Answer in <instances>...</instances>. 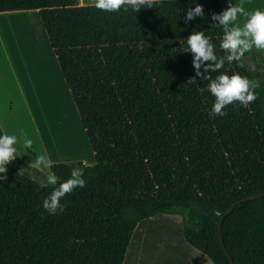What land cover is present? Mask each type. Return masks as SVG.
Segmentation results:
<instances>
[{"label":"trees","instance_id":"trees-1","mask_svg":"<svg viewBox=\"0 0 264 264\" xmlns=\"http://www.w3.org/2000/svg\"><path fill=\"white\" fill-rule=\"evenodd\" d=\"M203 17L187 18L192 0H130L105 11L78 0H0V12L37 10L70 90L96 164L82 165L83 188L61 197L64 212L43 200L71 177L54 164V185L36 168L8 164L0 173V264H124L138 224L180 216L186 242L213 264H231L222 247V215L264 192V73L226 59L220 0H198ZM204 31L218 60L187 48ZM198 72L200 73L198 75ZM221 72L255 80L257 98L212 114L207 89ZM203 90V91H202ZM0 134H4L0 128ZM222 234L234 264H264V197L237 206Z\"/></svg>","mask_w":264,"mask_h":264},{"label":"crops","instance_id":"crops-1","mask_svg":"<svg viewBox=\"0 0 264 264\" xmlns=\"http://www.w3.org/2000/svg\"><path fill=\"white\" fill-rule=\"evenodd\" d=\"M78 1L81 6L96 5V0ZM129 1L124 0L123 3ZM220 1L224 10L240 3V0H231V5L229 0ZM262 1L244 0V5L252 11L253 8H261L255 6ZM18 18L23 20H16ZM0 22L28 26L32 32L29 43L22 50L12 51L16 52L14 55L7 47L0 46V128L4 134H14L19 139L15 161L39 170L42 174L36 177H48L52 174V165L58 163L81 170L82 165H95L92 146L83 126L80 130L78 128L79 114H75L72 108L75 106L73 98L39 12H0ZM249 54L264 56V51L254 50ZM59 98L63 99L64 105ZM69 122L77 131L69 130ZM25 135L32 138V146L23 145ZM40 152L48 156L50 166L43 162L36 164V154ZM138 229H141L137 240L139 245L133 244L131 264H213L186 242L180 216L160 214L139 223L134 234Z\"/></svg>","mask_w":264,"mask_h":264},{"label":"clouds","instance_id":"clouds-1","mask_svg":"<svg viewBox=\"0 0 264 264\" xmlns=\"http://www.w3.org/2000/svg\"><path fill=\"white\" fill-rule=\"evenodd\" d=\"M123 2L124 0H96V7L105 11H113L119 9ZM192 2L195 7L194 9H189L187 18L203 17V5L198 0H192ZM229 2L231 5V0ZM241 18H243V22H241ZM212 19L219 21L220 25L224 26L223 38L219 47L229 50V54L218 60L213 52L214 45L210 42V36L205 35L204 31H194L187 37L186 50L195 53V66L197 69L200 67V58L205 61L218 60L214 66H208L213 71H217L223 68L225 59L229 63L233 60L242 63L245 53H250L254 50L264 51V6L248 11L244 5V0H240V3L231 5L223 13L219 15L213 14ZM250 85L251 89L260 87L257 81L250 80L239 73H233L229 76L226 72H221L207 85V89L216 97L212 105V114L215 116L226 115L225 106L233 101H240L242 106L247 107L249 102L257 98V93L254 90H250ZM18 143L19 139L16 135L0 134V173H5L7 171L6 166L18 157ZM22 143L25 146H32L33 140L30 136L25 135ZM36 162L37 165L41 162L46 166L51 165L48 156L43 152L36 154ZM81 173L82 170L80 168H72L71 177L63 181L58 188L53 190L50 196L43 200L44 210L52 215H56L58 211L64 212L66 205L61 203L60 198L65 197L76 188L86 186L87 181ZM58 179L59 177L55 174H49L47 183L54 185Z\"/></svg>","mask_w":264,"mask_h":264},{"label":"rangeland","instance_id":"rangeland-1","mask_svg":"<svg viewBox=\"0 0 264 264\" xmlns=\"http://www.w3.org/2000/svg\"><path fill=\"white\" fill-rule=\"evenodd\" d=\"M262 6H264V1H262L261 3H258L257 6H255V7H262ZM253 10H255V9L253 8ZM21 18H24V17H21ZM21 18H18L16 20H23ZM8 22H12V20L8 21ZM16 23H19V21ZM23 23H24V21H23ZM15 24L14 23L6 24V22H0V37H1L0 38V46L7 47L11 52L12 51L17 52L18 50L24 49V47L29 43V39L32 37L31 36L32 32H30V30L27 29L28 26H22L21 24L15 25ZM24 24H26V23H24ZM25 50H26L25 52L28 51L27 49H25ZM16 52L15 53L12 52V54L14 55V54H16ZM246 62H247L248 68L251 71L264 73V59H254V58L248 57ZM58 96L61 97L60 94H58ZM61 98H59V102L64 105V101ZM73 105H74V103H73ZM72 108L74 109L75 114H78L77 109L75 110L76 107L72 106ZM61 109H62V107H61ZM61 112H62V110H61ZM80 122L78 121L79 130H80V126L82 128V125ZM72 129L77 131L76 128H74L72 126V124L70 123L69 130H72ZM89 166H92V165H89ZM35 179L39 184H42L45 186L52 185V184L47 183V177H35ZM140 232H141V229L140 230L138 229L136 231V233L134 234L133 239L129 245L127 258H126L124 264H131L132 263V260H131L132 259V247H133V244L137 243V240L140 236ZM138 243H139V241H138ZM138 243H137V245H139Z\"/></svg>","mask_w":264,"mask_h":264},{"label":"water","instance_id":"water-1","mask_svg":"<svg viewBox=\"0 0 264 264\" xmlns=\"http://www.w3.org/2000/svg\"><path fill=\"white\" fill-rule=\"evenodd\" d=\"M264 197V192L263 193H260V194H257V195H253V196H250V197H247V198H244L236 203H234L221 217V221H220V226H219V234H220V241H221V244H222V247L223 249L225 250V253L226 255L230 258L231 260V264H234V261L233 259L231 258V255L229 254V252L227 251L226 249V246H225V242H224V238H223V234H222V226H223V222L225 220V218L237 207L239 206L241 203L243 202H246V201H249V200H256V199H260Z\"/></svg>","mask_w":264,"mask_h":264},{"label":"bare ground","instance_id":"bare-ground-1","mask_svg":"<svg viewBox=\"0 0 264 264\" xmlns=\"http://www.w3.org/2000/svg\"><path fill=\"white\" fill-rule=\"evenodd\" d=\"M236 1V0H235ZM36 45V44H35ZM36 47H37V45H36ZM37 49H38V47H37Z\"/></svg>","mask_w":264,"mask_h":264}]
</instances>
